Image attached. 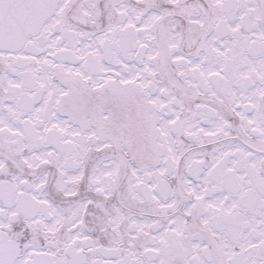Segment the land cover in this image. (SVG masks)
I'll use <instances>...</instances> for the list:
<instances>
[{
  "label": "snow or ice",
  "instance_id": "6c2138e0",
  "mask_svg": "<svg viewBox=\"0 0 264 264\" xmlns=\"http://www.w3.org/2000/svg\"><path fill=\"white\" fill-rule=\"evenodd\" d=\"M0 264H264V0H0Z\"/></svg>",
  "mask_w": 264,
  "mask_h": 264
}]
</instances>
